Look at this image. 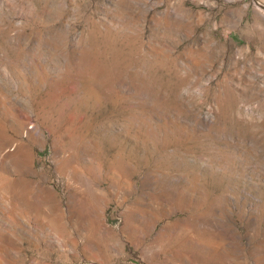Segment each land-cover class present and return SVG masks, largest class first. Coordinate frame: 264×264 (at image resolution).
<instances>
[{
    "label": "rangeland",
    "instance_id": "rangeland-1",
    "mask_svg": "<svg viewBox=\"0 0 264 264\" xmlns=\"http://www.w3.org/2000/svg\"><path fill=\"white\" fill-rule=\"evenodd\" d=\"M0 264H264V0H0Z\"/></svg>",
    "mask_w": 264,
    "mask_h": 264
}]
</instances>
